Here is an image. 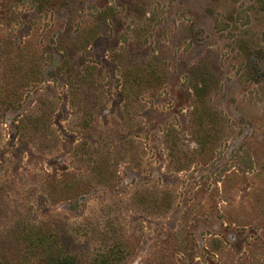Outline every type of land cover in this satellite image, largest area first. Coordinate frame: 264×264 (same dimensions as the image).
<instances>
[{"label": "rangeland", "instance_id": "374dc122", "mask_svg": "<svg viewBox=\"0 0 264 264\" xmlns=\"http://www.w3.org/2000/svg\"><path fill=\"white\" fill-rule=\"evenodd\" d=\"M0 264H264V0H0Z\"/></svg>", "mask_w": 264, "mask_h": 264}]
</instances>
